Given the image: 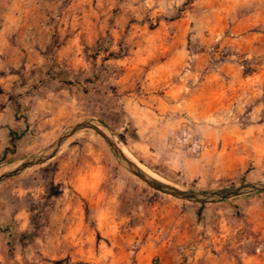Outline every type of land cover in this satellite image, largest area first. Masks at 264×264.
<instances>
[{"label": "rangeland", "instance_id": "rangeland-1", "mask_svg": "<svg viewBox=\"0 0 264 264\" xmlns=\"http://www.w3.org/2000/svg\"><path fill=\"white\" fill-rule=\"evenodd\" d=\"M87 119L178 187L264 179V0H0V172ZM0 264H264V192L176 199L81 130L0 183Z\"/></svg>", "mask_w": 264, "mask_h": 264}, {"label": "water", "instance_id": "water-1", "mask_svg": "<svg viewBox=\"0 0 264 264\" xmlns=\"http://www.w3.org/2000/svg\"><path fill=\"white\" fill-rule=\"evenodd\" d=\"M85 129L92 130L99 134L109 146L114 158L127 171L139 178L151 189L170 195L176 199L190 203L211 204L224 202L240 196L264 192V179L248 181L219 189L196 190L181 188L166 181L152 177L146 174L134 161H132L119 149L111 130L105 124L94 119L83 120L71 127H68L61 132L56 140H54L48 147L32 156L22 159L14 166L1 171L0 183L7 178L19 174L31 166L42 164L51 159L67 139L77 132Z\"/></svg>", "mask_w": 264, "mask_h": 264}, {"label": "bare ground", "instance_id": "bare-ground-1", "mask_svg": "<svg viewBox=\"0 0 264 264\" xmlns=\"http://www.w3.org/2000/svg\"><path fill=\"white\" fill-rule=\"evenodd\" d=\"M71 137H72V136H71ZM71 137H70V138H71ZM116 143H117V142H116ZM117 145H118V143H117ZM119 148H120V147H119ZM4 169H6V168H4ZM4 169H3V170H4ZM146 174H148V175H150V176H152V177H155V178H157L156 176H154V175H153V174H151V173H146ZM158 179H159V178H158Z\"/></svg>", "mask_w": 264, "mask_h": 264}, {"label": "trees", "instance_id": "trees-1", "mask_svg": "<svg viewBox=\"0 0 264 264\" xmlns=\"http://www.w3.org/2000/svg\"><path fill=\"white\" fill-rule=\"evenodd\" d=\"M202 206V205H201Z\"/></svg>", "mask_w": 264, "mask_h": 264}]
</instances>
